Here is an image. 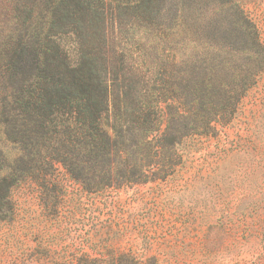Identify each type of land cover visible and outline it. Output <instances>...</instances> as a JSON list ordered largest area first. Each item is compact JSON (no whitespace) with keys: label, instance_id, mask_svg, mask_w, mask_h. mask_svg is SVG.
I'll return each instance as SVG.
<instances>
[{"label":"trees","instance_id":"1","mask_svg":"<svg viewBox=\"0 0 264 264\" xmlns=\"http://www.w3.org/2000/svg\"><path fill=\"white\" fill-rule=\"evenodd\" d=\"M107 1L155 19L168 4L186 15L184 3L196 0L0 1V223L13 220L14 191L28 181L42 190L45 208L53 199L47 211L57 217L64 193L55 195L50 185L59 187L54 177L58 166L94 196L154 180L149 175H176L184 149L227 127L264 70L257 27L244 10L233 7L225 20L237 43L231 52L241 62L197 55L202 58L198 66L187 60L191 71L176 70L182 78L171 70L147 93L137 88L135 98L125 94L114 101L110 82L118 78L110 77L105 52L89 36H75L76 29L102 22ZM207 2L218 5L212 13L225 5L223 0ZM212 21L209 17L196 26L201 35L185 38L215 48ZM24 262L16 258L9 264ZM51 264L159 261L133 253L84 251Z\"/></svg>","mask_w":264,"mask_h":264},{"label":"rangeland","instance_id":"2","mask_svg":"<svg viewBox=\"0 0 264 264\" xmlns=\"http://www.w3.org/2000/svg\"><path fill=\"white\" fill-rule=\"evenodd\" d=\"M207 1L185 2L186 15L168 4L155 19L107 1L102 22L76 29L75 36H89L105 52L110 77L118 78L110 82L112 100L135 98L137 88L147 93L171 70L182 78L176 70H190L187 60L198 66L197 55L241 62L231 52L237 43L225 20L233 7L256 25L264 52V0H223L214 13L218 5ZM209 17L215 48L185 38L201 35L196 26ZM184 153L176 175H149L154 180L102 196L82 191L58 166L59 187L50 185L55 195L64 193L57 217L47 211L53 199L45 208L37 184L24 183L13 194V220L0 223V264L16 258L51 264L84 251L133 253L159 264H264V70L232 122L217 136L196 139Z\"/></svg>","mask_w":264,"mask_h":264}]
</instances>
